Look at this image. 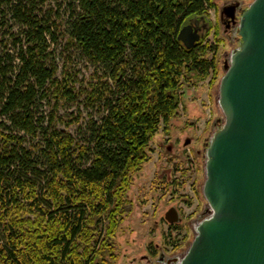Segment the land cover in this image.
<instances>
[{"label":"trees","instance_id":"trees-1","mask_svg":"<svg viewBox=\"0 0 264 264\" xmlns=\"http://www.w3.org/2000/svg\"><path fill=\"white\" fill-rule=\"evenodd\" d=\"M212 9L214 0H0V264L116 260L150 142L187 109L185 86L216 83L204 43ZM191 20L209 28L188 50L178 34ZM59 47L94 68L86 86L73 55L57 62Z\"/></svg>","mask_w":264,"mask_h":264},{"label":"water","instance_id":"water-1","mask_svg":"<svg viewBox=\"0 0 264 264\" xmlns=\"http://www.w3.org/2000/svg\"><path fill=\"white\" fill-rule=\"evenodd\" d=\"M236 34L215 97L223 119L203 145L205 209L178 264H264V0L240 12ZM178 40L189 50L201 37L185 25Z\"/></svg>","mask_w":264,"mask_h":264},{"label":"rangeland","instance_id":"rangeland-1","mask_svg":"<svg viewBox=\"0 0 264 264\" xmlns=\"http://www.w3.org/2000/svg\"><path fill=\"white\" fill-rule=\"evenodd\" d=\"M228 1L232 0H214L216 9L209 12V21L213 30L204 42L209 45V58H212L213 53L216 52V63L219 69L216 83L213 86L210 85L213 77L210 76L195 88L185 86L184 105L187 109L182 110L181 106L180 117L173 121L169 131L166 132L162 126L150 142L151 159L141 173L134 176L129 191L133 202V212L126 217L117 231L115 240L117 258L109 260L108 264H140V256L145 254L146 247L150 244L165 245L174 239L183 247L180 250L186 251L193 240L192 230L186 224L181 227H169L163 222L162 216L169 207L176 206L186 217L194 211L198 203L200 204L198 210L205 204L202 195L203 159L200 157L198 159L195 154L197 149H202L209 137L213 121L223 119L215 97L218 82L223 75L224 62L231 49L222 34V28L217 25V12ZM236 1L243 3L246 8L253 0ZM61 53L65 56L73 55V63L77 64L76 70L80 71L79 79L84 80L86 86L94 68L87 66L74 52H68L59 47L56 55L57 62L61 65L64 62L58 56L61 57ZM65 56L62 59H65ZM79 107L83 112V105ZM72 112H76L75 107L68 109L67 115L69 116ZM68 116L66 120H71L72 118ZM85 119H87L86 111L83 112V122L80 123H84ZM69 130L76 132L77 126L73 125ZM187 141L189 144L185 146ZM133 260L135 262L132 263Z\"/></svg>","mask_w":264,"mask_h":264},{"label":"flooded vegetation","instance_id":"flooded-vegetation-1","mask_svg":"<svg viewBox=\"0 0 264 264\" xmlns=\"http://www.w3.org/2000/svg\"><path fill=\"white\" fill-rule=\"evenodd\" d=\"M244 9L245 6L243 3L232 0L225 3L224 6H222L217 12V25L222 28V34L228 41L230 49L236 48L238 46L236 24L240 12ZM186 25H192V27L198 31L201 39L204 37L209 28L208 24L201 20H191ZM217 125L218 123L216 126ZM195 155L198 159L199 157L203 159L204 147L202 146V149H197ZM199 206L200 204L198 203L194 211L186 217L182 215V212L180 209H178V207L171 206L163 213L162 220L169 227H181L183 224H186V226L192 230L194 222H196L199 214L205 209V204L200 210H198ZM188 217L190 218L188 219ZM191 235H193L192 231ZM180 248L183 247L180 246L179 241L176 242L174 239L167 244L165 243V245L155 244L152 246L150 244V246L148 245V247H146L145 254L140 256L139 262L140 264H178L183 253L185 252V250H180ZM133 262L135 261L133 260L132 263Z\"/></svg>","mask_w":264,"mask_h":264}]
</instances>
